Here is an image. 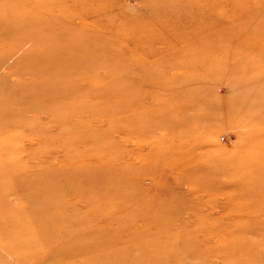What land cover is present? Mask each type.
Here are the masks:
<instances>
[{
  "label": "rangeland",
  "instance_id": "rangeland-1",
  "mask_svg": "<svg viewBox=\"0 0 264 264\" xmlns=\"http://www.w3.org/2000/svg\"><path fill=\"white\" fill-rule=\"evenodd\" d=\"M0 264H264V0H0Z\"/></svg>",
  "mask_w": 264,
  "mask_h": 264
}]
</instances>
